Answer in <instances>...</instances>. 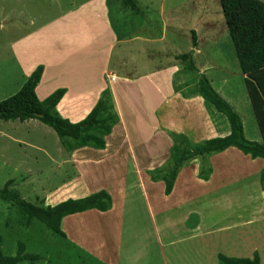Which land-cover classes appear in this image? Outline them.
I'll return each instance as SVG.
<instances>
[{
	"label": "crops",
	"instance_id": "obj_1",
	"mask_svg": "<svg viewBox=\"0 0 264 264\" xmlns=\"http://www.w3.org/2000/svg\"><path fill=\"white\" fill-rule=\"evenodd\" d=\"M135 2L138 9L153 3L157 8L164 34L154 41L171 43L180 33L189 34L190 39L189 31L194 30L195 45L191 47L190 42V49L196 69L238 114L244 137L263 143L264 68L244 74L239 71L237 89L230 87L227 78L215 84L206 73L212 67L194 60L201 41L195 26L172 17L184 5L191 9L190 19H198V0H181L176 5L167 0ZM13 3L14 22L6 13L0 14V43L5 41L8 57V62L5 55L0 59V75L4 84L13 81L8 94L4 87L0 89V100L14 93L41 64L35 95L41 100L54 89L63 88L55 104L61 117L79 121L103 89L108 91L117 116L110 132L103 136V148L64 150L70 172L56 185L41 190L43 205L98 190L109 195L107 210L89 208L62 216L59 229L64 236L60 237L97 264H217V253L251 257L254 251L259 264H264V190L259 185L264 158L228 146L206 157L211 171L205 180L197 176L199 160L190 159L176 172L168 194L162 180L149 177V170L174 154L168 132L193 146L230 131L223 113L199 95L185 94L175 87L180 63L174 56L179 53L165 50L173 54L170 62L165 52H156L157 57L165 58L163 65L150 69L135 66L133 58L126 59L127 54L132 57L143 49L133 46L136 36L129 34V23L126 25L119 13L114 25L108 0ZM202 13L204 20L209 15L205 6ZM139 22L134 25L145 24L144 20ZM207 36L203 34L202 39ZM259 95L257 106L254 98ZM246 110L253 117L249 133L243 122ZM29 120L36 119L23 122ZM32 162L38 163L36 156Z\"/></svg>",
	"mask_w": 264,
	"mask_h": 264
},
{
	"label": "trees",
	"instance_id": "obj_2",
	"mask_svg": "<svg viewBox=\"0 0 264 264\" xmlns=\"http://www.w3.org/2000/svg\"><path fill=\"white\" fill-rule=\"evenodd\" d=\"M120 2L131 11H138L135 0H120ZM218 2L239 71L244 74L264 68V3L260 0H218ZM189 32L193 47L195 32L193 29ZM174 58L181 64L184 72L196 77L195 90L190 94L199 95L216 111L223 113L229 123L230 131L223 137H210L193 146H189L180 135L168 132L174 154L161 166L148 171L152 180L163 181L165 194L169 193L178 169L190 159L199 160L197 176L205 180L211 171L206 157L228 146H234L251 157L264 158V142L260 143L244 137L238 114L211 87L205 75L196 69L192 60V49L179 53ZM41 70L42 65H36L14 93L0 100V119L19 121L36 119L54 131L65 151L80 146L103 148V136L110 132L117 121L108 91L101 90L95 104L82 119L70 122L55 110V104L64 92L63 88L54 89L41 100L36 97L34 87ZM260 98V95L254 98L257 106L261 103ZM11 184L12 178L4 181L0 187V199L14 203L26 220L35 218L50 231L62 237L64 235L59 229V220L62 216L89 208L104 211L110 207L109 195L104 190L79 198H66L53 205H43L40 199L37 203L25 200L17 190L9 188ZM259 185L264 190V165L259 172ZM26 257L23 243L20 241L17 243L16 252L12 255L4 254L0 249V264H19ZM216 258L217 264H259L255 251L251 257H229L217 253Z\"/></svg>",
	"mask_w": 264,
	"mask_h": 264
},
{
	"label": "rangeland",
	"instance_id": "obj_3",
	"mask_svg": "<svg viewBox=\"0 0 264 264\" xmlns=\"http://www.w3.org/2000/svg\"><path fill=\"white\" fill-rule=\"evenodd\" d=\"M169 1L176 5L181 0H167V2ZM260 1L264 3V0ZM108 5L110 18L114 25L118 22L119 13L123 22L126 25L129 23L130 28H127L129 34L136 36L132 41L133 46H136L137 49H143L140 53H133L132 57L127 54L126 59L133 58L135 66L142 65L140 67L145 66L144 68L150 69L163 65L165 58L157 57L156 52L162 53L170 49L174 53H182L190 49V39L187 33H180L178 38L173 39L171 43L163 44L153 40L164 34V28L162 22L159 21L154 3L152 6L147 5V7L141 5L138 9L140 12H133L128 7L122 6L120 0H108ZM41 6L45 7L44 4ZM198 6V19H193V16L190 19L191 16L188 14L191 9L184 5L174 11L172 17H180L179 20L182 19L192 23L193 27L195 26L194 29L199 33L201 41L200 50L198 54H195L194 60L199 65L205 61L207 65L212 67L207 70V76L215 84L218 80L227 78L230 87L233 86L237 89L239 69L219 2L218 0H198ZM203 6H205L206 12H209V15H205L204 20ZM15 7L13 0H6L4 4L0 2V14L6 13L14 22L13 8ZM191 12L192 14L195 13L194 9ZM140 20H144L145 24L134 25L135 22L140 23ZM206 21L211 22L206 24L204 23ZM23 23L25 24V22ZM169 33V29H166L165 34L170 39ZM206 33H208L207 38L202 39V35ZM211 37H216L215 44H212ZM140 38H145L147 41H141ZM6 51L5 41L2 40L0 59L5 55L7 61ZM165 53L169 61L173 62V54L169 51ZM147 55L148 57H146ZM114 56L117 58L116 54ZM114 56L112 63L115 60ZM178 67L177 78L174 82L175 87L182 88V92L185 94L194 92L196 77L191 73L184 72L181 64ZM179 74H183V76L180 77ZM11 86L13 87V81L4 84L0 75V89L4 87L5 94H8ZM241 112L244 113L242 110ZM251 119L253 117L249 113L243 118L247 133L252 129L250 126ZM17 140L22 141L19 144L15 142ZM63 153H65L64 149L54 131L39 121L23 122L0 119V187L5 180L12 178V184L9 188L17 190L25 200L37 203L41 190L44 191L56 185L70 172V165L64 162L63 157L65 155ZM33 156L37 157V164H33ZM19 241L23 243L24 252L27 255L19 264H97L35 218L26 220L14 203L0 199V249L4 254L12 255L16 252Z\"/></svg>",
	"mask_w": 264,
	"mask_h": 264
}]
</instances>
